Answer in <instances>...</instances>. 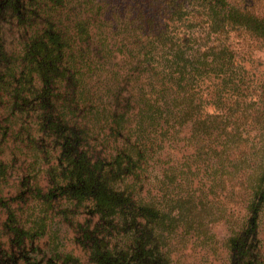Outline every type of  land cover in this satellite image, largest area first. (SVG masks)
Instances as JSON below:
<instances>
[{
    "label": "trees",
    "instance_id": "trees-1",
    "mask_svg": "<svg viewBox=\"0 0 264 264\" xmlns=\"http://www.w3.org/2000/svg\"><path fill=\"white\" fill-rule=\"evenodd\" d=\"M263 46L264 0H0V208L44 239L19 264H177L164 234L199 233L257 166L226 245L264 264V92L246 101Z\"/></svg>",
    "mask_w": 264,
    "mask_h": 264
},
{
    "label": "rangeland",
    "instance_id": "rangeland-1",
    "mask_svg": "<svg viewBox=\"0 0 264 264\" xmlns=\"http://www.w3.org/2000/svg\"><path fill=\"white\" fill-rule=\"evenodd\" d=\"M253 53V58H251L252 63L251 65L248 64V74L250 77L248 78L246 87V91L248 92V99L246 101H257L255 99H261L262 97H260L259 94L262 91L264 92V46L262 48H255ZM244 131H248L249 134H254L257 130ZM173 148H170L169 152L174 154L172 155L173 158H178V148L176 146ZM260 169L261 167L257 166L251 170L249 173L253 172L251 173L252 176L249 178H247V176L243 178L241 175L234 178L231 182L234 189L227 193V197L221 199L224 196H220L221 198L213 202L212 207L206 206L207 209L203 212L204 224L198 230L199 233L190 232V234L186 235L185 227L181 224L182 227L176 232L164 234V241L169 244V247L173 246V248H171L174 250L172 256L177 264H229L226 240L242 226L243 219L247 213L244 212L245 206L251 193V187H253L256 175ZM16 178L17 177H12L13 180ZM16 180L19 184L20 178ZM7 184H2L1 189L4 188V192H2L0 196H8L16 192L15 188L11 189L10 187L9 189ZM156 184H158V182H154L151 186H147L146 189L158 190ZM18 201L20 200H17V202ZM33 204H31L30 207H32ZM38 212L39 211L36 210L35 214H38ZM20 214L24 216V218H22L23 221L27 218V215L31 220L34 218L32 215H35L31 214L30 210L27 208L23 211H17V215L21 216ZM7 216L8 210L0 208V224L1 227L4 226L0 235H2L1 237L5 240H7L8 237L7 231L5 230L8 225ZM28 221L29 220H27L25 224L26 227L29 226ZM57 228V233L62 237V242L64 244L63 249L67 246V249H73L70 253L73 256H77L78 246L76 242L74 243L75 232L73 228L63 223L57 225L55 228L53 227L52 231H55ZM261 234L264 249V214H262L261 218ZM43 241L44 239H39L37 243L40 244ZM83 262L88 264L87 260H83Z\"/></svg>",
    "mask_w": 264,
    "mask_h": 264
},
{
    "label": "flooded vegetation",
    "instance_id": "flooded-vegetation-1",
    "mask_svg": "<svg viewBox=\"0 0 264 264\" xmlns=\"http://www.w3.org/2000/svg\"><path fill=\"white\" fill-rule=\"evenodd\" d=\"M3 228L4 226L1 227L0 224V232ZM5 230L8 235L7 240L0 235V264H19L28 262L33 257H37L41 261L43 248L37 243L36 239L29 238L27 234H23L22 229L15 228V226L13 229L6 227Z\"/></svg>",
    "mask_w": 264,
    "mask_h": 264
}]
</instances>
